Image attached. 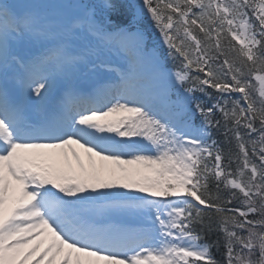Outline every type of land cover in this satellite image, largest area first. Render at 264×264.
Returning a JSON list of instances; mask_svg holds the SVG:
<instances>
[{
	"label": "snow or ice",
	"instance_id": "6c2138e0",
	"mask_svg": "<svg viewBox=\"0 0 264 264\" xmlns=\"http://www.w3.org/2000/svg\"><path fill=\"white\" fill-rule=\"evenodd\" d=\"M0 264H264V0H0Z\"/></svg>",
	"mask_w": 264,
	"mask_h": 264
},
{
	"label": "rangeland",
	"instance_id": "374dc122",
	"mask_svg": "<svg viewBox=\"0 0 264 264\" xmlns=\"http://www.w3.org/2000/svg\"><path fill=\"white\" fill-rule=\"evenodd\" d=\"M149 22L150 21H148V20H146V18H144V20L141 22V26L143 27V25H144V26H146L147 29H150L149 32L147 31L148 32V38L150 41L156 40L159 37V33L157 32V30L155 28H153V27L149 28L148 27Z\"/></svg>",
	"mask_w": 264,
	"mask_h": 264
}]
</instances>
